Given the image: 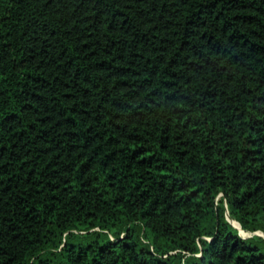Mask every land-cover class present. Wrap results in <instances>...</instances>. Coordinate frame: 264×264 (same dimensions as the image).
Returning a JSON list of instances; mask_svg holds the SVG:
<instances>
[{
    "label": "trees",
    "instance_id": "obj_1",
    "mask_svg": "<svg viewBox=\"0 0 264 264\" xmlns=\"http://www.w3.org/2000/svg\"><path fill=\"white\" fill-rule=\"evenodd\" d=\"M0 264H264V0H0Z\"/></svg>",
    "mask_w": 264,
    "mask_h": 264
},
{
    "label": "rangeland",
    "instance_id": "obj_2",
    "mask_svg": "<svg viewBox=\"0 0 264 264\" xmlns=\"http://www.w3.org/2000/svg\"><path fill=\"white\" fill-rule=\"evenodd\" d=\"M241 233H242V232H241ZM242 235H243L244 237H249V236H252V234H251V233H246V234L242 233Z\"/></svg>",
    "mask_w": 264,
    "mask_h": 264
},
{
    "label": "water",
    "instance_id": "obj_3",
    "mask_svg": "<svg viewBox=\"0 0 264 264\" xmlns=\"http://www.w3.org/2000/svg\"><path fill=\"white\" fill-rule=\"evenodd\" d=\"M228 219L232 222L233 220H231L230 219V217L228 216ZM239 229H240V231L242 232V230H241V226H239ZM257 234H259V233H257ZM262 234V233H261Z\"/></svg>",
    "mask_w": 264,
    "mask_h": 264
}]
</instances>
